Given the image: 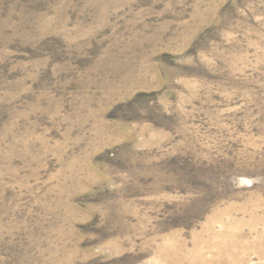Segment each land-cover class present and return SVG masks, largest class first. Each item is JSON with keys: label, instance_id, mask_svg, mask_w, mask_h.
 Returning a JSON list of instances; mask_svg holds the SVG:
<instances>
[{"label": "rangeland", "instance_id": "rangeland-1", "mask_svg": "<svg viewBox=\"0 0 264 264\" xmlns=\"http://www.w3.org/2000/svg\"><path fill=\"white\" fill-rule=\"evenodd\" d=\"M234 251L264 264V0H0V264Z\"/></svg>", "mask_w": 264, "mask_h": 264}, {"label": "bare ground", "instance_id": "bare-ground-1", "mask_svg": "<svg viewBox=\"0 0 264 264\" xmlns=\"http://www.w3.org/2000/svg\"><path fill=\"white\" fill-rule=\"evenodd\" d=\"M246 262L239 252L234 251L233 254L227 256L218 255L211 259H206L202 254L198 253L196 258H191L190 264H246Z\"/></svg>", "mask_w": 264, "mask_h": 264}]
</instances>
